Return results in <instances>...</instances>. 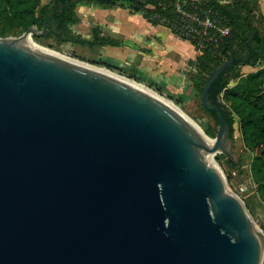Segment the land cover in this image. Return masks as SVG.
Here are the masks:
<instances>
[{"label": "water", "instance_id": "95a60500", "mask_svg": "<svg viewBox=\"0 0 264 264\" xmlns=\"http://www.w3.org/2000/svg\"><path fill=\"white\" fill-rule=\"evenodd\" d=\"M45 30L0 38V264H262L259 229L205 159L229 138L209 88L239 58L203 85L209 146L161 103L22 44Z\"/></svg>", "mask_w": 264, "mask_h": 264}, {"label": "trees", "instance_id": "16d2710c", "mask_svg": "<svg viewBox=\"0 0 264 264\" xmlns=\"http://www.w3.org/2000/svg\"><path fill=\"white\" fill-rule=\"evenodd\" d=\"M80 2L105 7L126 2L131 12L140 13L151 25L165 26L179 38L189 41L196 54L188 64L203 75L201 82L196 84L200 94L213 67L230 57H238L239 60L233 61L219 74L208 92L209 104L223 112L230 139L234 120L220 94L232 79L241 76L243 65L263 63L257 70L242 76L241 81L228 90L226 97L239 118L244 142L253 152V180L264 192V10H261L259 0H50L45 4L40 0H0V17L9 34H22L30 26L42 30L45 25V32L34 38L48 36L56 38L59 43L72 42L89 47L120 45L112 38L101 36L98 28L92 29L91 38L70 30V25L80 21L76 12ZM223 28H228L227 33L221 32ZM0 34L5 32L0 31ZM101 64L118 69L104 61ZM204 111L218 126V114ZM206 133L210 136L216 134L212 129Z\"/></svg>", "mask_w": 264, "mask_h": 264}, {"label": "rangeland", "instance_id": "374dc122", "mask_svg": "<svg viewBox=\"0 0 264 264\" xmlns=\"http://www.w3.org/2000/svg\"><path fill=\"white\" fill-rule=\"evenodd\" d=\"M49 1L50 0H40V3L45 4ZM261 1L263 2L264 0ZM76 12H78L77 15L80 16V21L77 24L70 25L69 28L74 33L84 37L89 34L90 28H92L96 22L103 21L105 18L112 19L111 17L113 16L118 17L119 12L128 15V13L126 14L125 11L120 9H116L112 11L113 13H111L107 9H103L98 5L87 2L78 4ZM129 20L132 22H141L142 19L131 16L129 17ZM0 31L5 32V34H0V38H13L20 35L6 33L7 28L1 17ZM33 40L48 49L57 51L68 57L84 61L95 66L103 67L119 75L131 78L134 81L146 86L148 89L156 92L159 96H163L173 102L177 108L197 122L201 128H203L206 135H208L206 133V130L208 129H212L214 133L217 132L218 126L215 124L213 118L202 108L200 93L196 88V84L201 82L203 75L195 68H190L186 74V78H188L194 86L193 91H185L184 93L183 90L180 89V92H164L151 83L143 82L138 78H132L131 71L134 67H131L132 69L129 71H124L121 68L110 69L105 67L101 64L102 53L100 47H89L72 42L59 43L56 38L48 36L40 38L33 37ZM261 66H263L261 61H258L253 66L243 65L240 71L241 76L232 79L226 87L227 89L220 94V99L232 113L234 131L232 139L227 138V140L223 143L224 148L213 155V160L223 176L228 191L238 197L244 204L247 212L253 219L257 230L259 229L261 233V240L264 244V192L258 189L257 184L253 180L251 172L253 152L244 142L239 128V118L232 108L231 101L226 97L228 90L238 84L241 81L242 76L257 70ZM208 136L214 138V136ZM262 264H264V261Z\"/></svg>", "mask_w": 264, "mask_h": 264}, {"label": "crops", "instance_id": "0c3cea01", "mask_svg": "<svg viewBox=\"0 0 264 264\" xmlns=\"http://www.w3.org/2000/svg\"><path fill=\"white\" fill-rule=\"evenodd\" d=\"M259 2L261 10H264V1L259 0ZM98 6L111 13L116 9L128 13L125 15L119 12L118 17L113 16L112 19L105 18L103 21L96 22L90 28L89 34L85 36V38H91L92 29L98 28L101 36L119 42L118 46L96 45L101 48L102 61L124 71L134 67L131 71L132 75L143 82L153 84L164 92L183 90L185 93V91L194 90L192 82L186 78L191 68L188 62L196 54L195 48L189 41L179 38L165 26L151 25L140 13L131 12L126 2L123 6ZM131 16L142 20L132 22L129 20Z\"/></svg>", "mask_w": 264, "mask_h": 264}, {"label": "bare ground", "instance_id": "6f19581e", "mask_svg": "<svg viewBox=\"0 0 264 264\" xmlns=\"http://www.w3.org/2000/svg\"><path fill=\"white\" fill-rule=\"evenodd\" d=\"M4 40L8 41V42L15 41L14 38H4ZM22 44H24L27 48H29L33 51H36V52H39L42 54L44 53L45 55H48L49 57L55 58L57 60L69 62L70 64H74L76 66L88 68V69H90V70H92L95 73H98L100 75L108 76V77L112 78L113 80H115L116 82H119V83L123 84L124 86H127L128 88H132V89L140 92L141 94L146 95L147 97L155 100L158 103H161L166 108L170 109L171 111L176 113L178 116H180L184 121H186L190 125V127L193 130H195L204 139V141L206 142L207 145L211 146L214 143V140L212 138H209L206 136L203 128H201V126L197 122H195L191 117H189L187 114L182 112L179 108H177L173 104V102L164 98L163 96H159L156 92L148 89L146 86H144L138 82H135L133 79H131V78L129 79L125 76L114 73V72H112L106 68L95 66V65L89 64L87 62L68 57L66 55H63V54L57 52V51L48 49V48L42 46L41 44L36 43L33 39H30V38L27 39L26 41L24 40V42H22ZM219 151L220 150H218L217 152H219ZM214 154L215 153H207L206 152L205 153V159L215 170L219 171L216 163L213 160ZM255 229L257 230V228H255ZM259 241L260 242L262 241L260 237H259ZM262 249H263L262 253L264 255V247Z\"/></svg>", "mask_w": 264, "mask_h": 264}, {"label": "built area", "instance_id": "2783aa9c", "mask_svg": "<svg viewBox=\"0 0 264 264\" xmlns=\"http://www.w3.org/2000/svg\"><path fill=\"white\" fill-rule=\"evenodd\" d=\"M227 31H228V28H223V29H221V32H222L223 34L227 33Z\"/></svg>", "mask_w": 264, "mask_h": 264}]
</instances>
